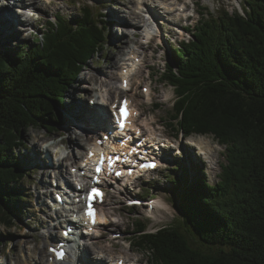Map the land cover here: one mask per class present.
Here are the masks:
<instances>
[{
	"label": "trees",
	"instance_id": "obj_1",
	"mask_svg": "<svg viewBox=\"0 0 264 264\" xmlns=\"http://www.w3.org/2000/svg\"><path fill=\"white\" fill-rule=\"evenodd\" d=\"M244 1L242 11L202 10L193 38L172 45L174 66L167 64L160 79L176 93L169 126L185 135L213 134L225 146L226 162L215 184L184 180L181 215L170 225L148 231L144 220L133 222L131 246L149 264H264V0ZM47 22L30 44L0 48L5 228L15 226L25 201L22 184L30 174L16 153L26 148L24 131L57 130L67 88L104 49L107 35L106 21L88 6L80 16L57 14Z\"/></svg>",
	"mask_w": 264,
	"mask_h": 264
},
{
	"label": "rangeland",
	"instance_id": "obj_2",
	"mask_svg": "<svg viewBox=\"0 0 264 264\" xmlns=\"http://www.w3.org/2000/svg\"><path fill=\"white\" fill-rule=\"evenodd\" d=\"M137 1L52 0L49 4L42 3V8L38 7V10L34 8L38 13L35 15L37 17L34 18L29 16V9L18 8L13 3L14 0H10V9L13 14L18 16L15 19L25 17L29 19L27 18L28 21L25 23L13 19L11 22L8 21L7 29L4 27L0 28V48L8 47L11 49L20 44H30L36 33L41 36L44 32L43 28H40L42 25L44 27L49 26L48 19L55 22L57 14L69 18L80 16L83 6L92 8L94 18L98 21L105 19L109 23V19L115 17L117 19L115 21L116 25H120L124 21V25H127L125 24L127 22L128 24L129 22H135L137 25L140 23L139 25L141 26L145 19L140 13L136 12L138 14L136 18L133 15L125 16L130 14L128 10H132ZM150 1L156 4L159 3L158 1L155 2V0ZM178 2L182 1L178 0ZM183 2H185L186 6L184 15L192 14L188 19H180L179 17H182V15L173 9H171L173 10L171 13H168L156 6L158 10H161L160 13L156 12L154 15L160 27V33L157 36L159 40L154 38L150 42L138 46L139 51L143 55V62L139 65V69L133 79L134 84L141 79H143V83L150 84L152 88L151 99L149 102L140 99L141 107L146 111L144 113L146 116L151 115V118L158 121V129L164 133H170L171 131L167 128L169 127L167 123L170 121L169 116L172 105L176 101V93L173 86L166 84L164 81L160 82L159 75L164 70L165 60L171 57V44L175 45L180 40L188 39L191 36V32L182 30L181 27L189 26L191 29L198 19L202 17L200 13L202 10L205 12L208 10V12L216 14L221 9H225L228 12L233 10L240 11L244 4V0H183ZM176 7L174 5V9ZM123 8L126 12L122 11ZM5 15V13L0 12L1 17H5ZM207 17L206 14L205 18ZM175 20L179 23L175 24ZM13 28L16 30L13 31L14 35L9 34L10 37L7 38L8 34L5 35V33H8L7 30L12 31ZM106 28L105 31L109 34L103 49V53H106V55L104 58L101 55L94 57L95 60H101V63L97 65L94 62H90L89 67L87 66L86 70L82 71L81 75L77 77V81L71 85V88H67L65 93L66 100L62 103L61 108L58 109L59 123L57 124V130L49 134L45 133L42 128L30 127L24 131V144L27 151L26 149L21 151L18 149L16 153L17 156L26 155L28 157L26 166L30 175L23 182L22 193H24L25 201L22 204L23 209L20 211V219H16L15 226L11 228L0 226V264H39V262L37 263L34 260H41L40 264H44L48 257L46 245L54 243L55 236L58 237L60 234L61 226L57 224L56 216L53 215V218H50L52 213L48 204L51 180L58 173L57 168L53 166L54 162L56 166L58 165L52 157L53 146L59 143L58 145L65 146L67 151L73 152L75 150V153L79 152L78 158H80V155L83 154V143L86 142V138L89 136L86 134L87 130L80 128L78 122L73 118L78 117L75 115H78V113L71 112L74 108L71 103L73 101L80 103L82 107L80 111H85L86 113L90 111L87 103L91 97L97 94L94 89L98 84L100 85H98L99 88L102 87V89H104L102 85L107 82L118 84L117 75L119 69L127 57L128 48L134 45V40L136 39L130 38L131 29L129 27H127L126 33L122 35L121 30L118 29L119 32H117L115 26H111V24L110 26L108 24ZM175 29L182 31V33H175ZM157 42H160L159 46L161 47L156 45ZM108 75H114L115 78ZM140 94L142 93L140 92ZM96 101L99 102V98ZM155 103L160 104L157 106V110L153 108ZM97 108L95 106L94 110ZM61 109L65 114L61 112ZM75 109L79 111L78 107ZM66 115L69 116L72 122ZM87 123L83 127L89 128L90 124L88 125ZM76 126L82 129L83 133L76 130ZM96 129L97 127L95 126L90 129V132L95 133ZM194 137L198 139V135ZM201 137L208 145L206 152L202 150L200 153L199 150L194 151L193 149L185 150V153H181L180 158L174 159V169L156 172L131 183L130 193H138L143 197L153 196L157 200L164 202L162 205H156L153 211L148 210V205L129 207L125 204V199L120 194L113 193L104 207V211L109 216H112L114 221L111 225V230H99L97 232L98 238L83 240L82 247L84 248H82V251L76 249L74 252V254L81 255L83 258V260H80L81 263L77 264H92L98 257H101L102 264H113L114 259L120 254L128 259L141 258L142 262L140 264H147V254L136 250L129 242V236L133 234L132 229L135 227L133 222L138 219L144 220L148 231H156L162 226L170 225L176 218H180L179 216L181 215L177 194L179 189L184 186L183 180L187 179L194 183L204 174V177L209 182L208 184H214L220 177L221 164L225 162V147L217 143L211 135ZM178 142H180V138H178ZM44 146L48 147L46 151L51 155L49 159H46L45 152L42 151ZM18 152H21V155ZM186 166L190 168L188 172L183 169ZM60 168L62 167L60 166ZM201 171H203L202 174ZM169 178H174L176 182L170 181ZM159 179H161L160 182ZM116 230H128V235L108 239L107 236L110 232Z\"/></svg>",
	"mask_w": 264,
	"mask_h": 264
},
{
	"label": "bare ground",
	"instance_id": "obj_3",
	"mask_svg": "<svg viewBox=\"0 0 264 264\" xmlns=\"http://www.w3.org/2000/svg\"><path fill=\"white\" fill-rule=\"evenodd\" d=\"M47 1H49V0H47ZM156 1H158L159 3H153V2H151L150 0H140L139 2H138V5H143V7H145L146 9H147V11H149V14H151V17H154V15H155V13L156 12H161V10H158V8H156V6L157 7H160V8H162V10L163 11H167V8L170 6V5H172V3H170V0H155V2ZM245 2V1H244ZM177 5H178V3H177ZM135 6V5H134ZM163 6V7H162ZM37 7H39V8H42V6H39L38 4H37ZM130 10V9H129ZM177 10V9H176ZM241 10V9H240ZM178 12H180L179 10H177ZM168 12H170V10H169V8H168ZM182 12H184V10L182 11ZM22 15V14H21ZM133 16H134V18H136V16H138V14L137 13H134L133 12ZM14 17V16H13ZM28 18V17H27ZM26 17L25 18H19V20L20 21H22V22H27L28 21V19H27ZM137 21V20H136ZM140 24V23H139ZM147 28V27H146ZM149 28V27H148ZM129 53V52H128ZM109 77H114V75H108ZM118 76V75H117ZM115 78V77H114ZM103 87H104V91H106V92H108V94H111V96H110V98L111 97H113L114 96V92L117 90V88H118V84L117 83H111V82H107V83H104L103 85H102ZM112 99V98H111ZM106 103V102H105ZM75 105L76 106H78V107H80L81 108V104L80 103H78V102H76L75 103ZM77 110V109H76ZM91 112V113H90ZM74 113V112H73ZM99 113H104V111L102 110V109H99V108H97L96 110H90V111H88V114L89 115H91V116H96V115H98ZM69 114V113H68ZM70 115V114H69ZM76 116H77V114H75ZM71 116V115H70ZM94 122H95V125H96V127H98L99 129L100 128H102L103 126L104 127H107V124H108V114H107V112L105 113V114H103V119L101 120H94ZM82 122H80V124H81ZM85 130H87V133H89V130L91 129V128H84ZM86 140H88V137L86 138ZM72 142V141H71ZM81 142V141H80ZM187 142H191L192 144H194V145H196L197 146V148L199 149V150H204V151H207V149H208V145L206 144V142L204 141V139L200 136V137H198V139L197 138H192L191 140H189V141H187ZM77 144H78V141H77ZM93 144H94V141H93ZM78 146V145H77ZM75 150H73V152H72V154H71V156H69V155H66L65 157H63V160H62V163L65 165V167H67V170L66 171H64L62 168L60 169L59 167H57L56 166V163L54 162L53 163V166L55 167V168H57L59 171H60V174L63 176L67 171H68V175L70 174V173H72V171H71V167H75L76 166V164H77V158H78V155H79V152H77V153H75L74 152ZM87 152H88V150H86V152H85V156H86V154H87ZM55 155L56 156H58L59 158L61 157V155H62V152H61V150H56L55 151ZM58 158V159H59ZM43 162V161H42ZM69 169V170H68ZM161 205L163 204V203H160ZM71 208H73V209H76V206H75V204H70L69 205ZM164 206V205H163ZM60 212V211H59ZM58 213V212H57ZM104 215V214H103ZM70 216L72 217V214H70ZM105 217H106V215H104ZM59 217H60V220H59V223L61 224V225H65V223L66 222H68L69 220H70V218H68V216L67 217H64V215H60L59 214ZM50 218H53V215H51L50 216ZM107 218V217H106ZM102 221H101V219L99 220V222L98 223H101ZM55 228V227H54ZM105 229H107V228H105ZM82 232H81V238L82 239H96V238H98V236L94 233V232H92V231H89L88 230V227L87 226H83L82 227ZM53 232V231H52ZM80 238V239H81ZM58 239V237H56L55 236V239L54 240H57ZM79 242V240H75L74 241V243H78ZM98 261L100 262V261H102L101 260V258L99 257V259H98ZM35 262H39V264L41 263V260H39V261H36L35 260ZM64 263H66V260H64Z\"/></svg>",
	"mask_w": 264,
	"mask_h": 264
},
{
	"label": "snow or ice",
	"instance_id": "obj_4",
	"mask_svg": "<svg viewBox=\"0 0 264 264\" xmlns=\"http://www.w3.org/2000/svg\"><path fill=\"white\" fill-rule=\"evenodd\" d=\"M125 86H126V84H125ZM98 170H99V169H98ZM92 194L99 195L97 189H95V188L91 189V192H90V198H92ZM87 214H88L90 217H93V222H95V220H94V210H92V209L89 208V209L87 210ZM50 251L56 252V254H57V258H60V257L62 256V253L58 252L56 249H50Z\"/></svg>",
	"mask_w": 264,
	"mask_h": 264
}]
</instances>
